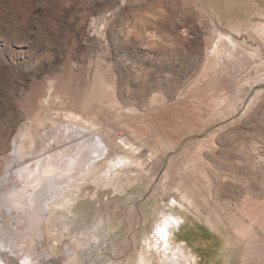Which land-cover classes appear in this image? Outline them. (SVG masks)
<instances>
[{
  "label": "rangeland",
  "instance_id": "rangeland-1",
  "mask_svg": "<svg viewBox=\"0 0 264 264\" xmlns=\"http://www.w3.org/2000/svg\"><path fill=\"white\" fill-rule=\"evenodd\" d=\"M74 115L109 157L42 264H264V0H0V181Z\"/></svg>",
  "mask_w": 264,
  "mask_h": 264
},
{
  "label": "bare ground",
  "instance_id": "bare-ground-1",
  "mask_svg": "<svg viewBox=\"0 0 264 264\" xmlns=\"http://www.w3.org/2000/svg\"><path fill=\"white\" fill-rule=\"evenodd\" d=\"M224 36V40H228L227 42L237 43V40L232 35L224 34ZM76 117L77 116L71 119L73 120L72 124L65 127L64 130L59 127L55 132L53 131L54 134L52 135V139L50 138L51 142L45 141L42 147L47 149L51 145H59L60 142H65L66 144L68 140H71V145H67V147L61 149L58 148L49 153L46 152L42 156L38 155L40 159L35 163L33 162V164L31 163V165H27L26 162L17 165L18 167L14 166L15 163L9 165L11 166L9 172L12 173V176L9 178L7 177V179L5 178L6 182H4V180L0 181V264H32L39 260L41 263L42 258L48 255L46 251L44 252V245L47 243L46 241L48 239L46 237L45 225L48 221L47 211L51 208V202H55V204L62 203L63 206H67L65 200L68 199L71 202L73 197L69 193L72 188L79 187L77 182L81 179L85 180L87 176L100 172L102 165L99 160H101V158L103 160L104 156L107 158L109 157L106 153L109 151V145L105 144L100 138L95 139L94 136H89L87 131H84L85 129L89 130V127L82 124L81 121H75ZM94 135L99 136L96 130ZM74 139L78 141L75 140V142H73ZM60 144L62 145V143ZM129 144L133 146V144L125 142V145L129 146ZM135 152L137 151L135 150ZM17 153H19V149ZM26 154L27 153H21V155L14 156L18 162H21L24 160L22 158H24ZM28 155L29 153L27 156ZM139 156L137 157L136 163L145 171L144 165L146 161L141 160L142 157ZM107 160L108 163H106V165L109 166L113 165L114 167L117 163L112 159ZM106 167L103 169H106ZM15 168L17 171L13 172ZM97 177L101 178V176ZM16 181L20 183L17 184ZM74 189L75 192H77L76 189L78 190V188ZM75 196L74 193V197ZM68 206H70V204ZM178 222L179 220L173 217L172 214L170 216L165 215L164 219L161 220V222L159 221L157 228L156 226L155 228L159 234L166 238L170 236V228L178 224ZM14 225L21 226L22 228L17 229L19 227L15 228ZM155 237L158 240L159 237L156 235ZM155 239H151L152 247L156 246L157 240ZM53 243L56 244L55 242ZM181 249L184 251L187 250L185 254L186 258L189 260L187 264L198 261V254L187 249L186 244L182 246ZM182 253L180 254L182 255ZM50 257L52 259L56 258L54 255H50ZM51 260H49L50 264H52ZM183 263L169 256H166L164 260V264Z\"/></svg>",
  "mask_w": 264,
  "mask_h": 264
},
{
  "label": "water",
  "instance_id": "water-1",
  "mask_svg": "<svg viewBox=\"0 0 264 264\" xmlns=\"http://www.w3.org/2000/svg\"><path fill=\"white\" fill-rule=\"evenodd\" d=\"M6 251V250H5Z\"/></svg>",
  "mask_w": 264,
  "mask_h": 264
}]
</instances>
